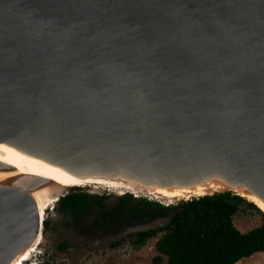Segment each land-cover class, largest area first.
Wrapping results in <instances>:
<instances>
[{"label":"water","instance_id":"obj_1","mask_svg":"<svg viewBox=\"0 0 264 264\" xmlns=\"http://www.w3.org/2000/svg\"><path fill=\"white\" fill-rule=\"evenodd\" d=\"M1 144L165 205L264 202V0H0ZM53 184L0 185V264L42 237L31 191Z\"/></svg>","mask_w":264,"mask_h":264},{"label":"trees","instance_id":"obj_2","mask_svg":"<svg viewBox=\"0 0 264 264\" xmlns=\"http://www.w3.org/2000/svg\"><path fill=\"white\" fill-rule=\"evenodd\" d=\"M93 204V196L74 187L59 199L56 210L61 218L81 221L91 212ZM243 204L262 215V225L247 233L241 232L234 224V217ZM97 206L101 214H108L103 211L105 205L101 201ZM119 207L124 209L122 218L129 225L169 219L163 227L131 235L136 248L160 235L156 243L159 254L154 257V264H163L165 258V264H238L264 252V212L232 192L191 198L170 205L148 198L137 200L128 194L119 199ZM51 224L50 219H45L44 229L49 230Z\"/></svg>","mask_w":264,"mask_h":264},{"label":"rangeland","instance_id":"obj_3","mask_svg":"<svg viewBox=\"0 0 264 264\" xmlns=\"http://www.w3.org/2000/svg\"><path fill=\"white\" fill-rule=\"evenodd\" d=\"M84 190L110 195L106 201L107 210L119 204L122 195L118 192L123 193V190L93 184H89ZM54 207L45 215V219L48 218L52 222L51 228L46 232L43 228L41 243L31 254L29 264H154L153 259L159 254L156 243L160 235L148 240L141 248L133 245L131 235L163 227L169 222L167 218H159L127 227L117 224L104 227L99 222L101 212L97 204H93L91 212L81 221L73 218L62 219L56 210V204ZM234 224L241 232L247 233L262 225V215L243 204L234 217ZM166 260L167 258L163 264ZM238 264H264V252L243 259Z\"/></svg>","mask_w":264,"mask_h":264},{"label":"bare ground","instance_id":"obj_4","mask_svg":"<svg viewBox=\"0 0 264 264\" xmlns=\"http://www.w3.org/2000/svg\"><path fill=\"white\" fill-rule=\"evenodd\" d=\"M0 162L8 164L12 169L0 170V185H14L18 187H27L28 183L32 178H45L53 181L54 184L47 187H37L31 191L32 196L35 198L40 214L43 220L46 215V207L51 206L55 201L52 200V194L54 191L61 189V186H84L90 183L92 184H105L106 186L119 189V190H130L134 193H140L137 190L126 186L123 183L116 182H106V181H95V182H82L70 175L64 169L50 165L38 157L30 155L28 153L22 152L10 145L1 144L0 145ZM218 187L213 185L212 187L200 186L195 190H166L158 189L156 194H161L168 199L177 198H190L192 196H201L208 193L211 190H217ZM123 194V193H122ZM245 197L255 203L261 211L264 212V202L258 199L256 196L245 195ZM42 237L40 236L38 240L29 247L27 250L22 252L11 264H29L27 260L31 254L36 251L41 243ZM24 256V257H23Z\"/></svg>","mask_w":264,"mask_h":264},{"label":"flooded vegetation","instance_id":"obj_5","mask_svg":"<svg viewBox=\"0 0 264 264\" xmlns=\"http://www.w3.org/2000/svg\"><path fill=\"white\" fill-rule=\"evenodd\" d=\"M87 186H89V184L88 185H84V186H79L78 188L79 189H81L82 190V192H86V193H88V194H90L91 196H93V203L94 204H98V201H101L104 205H105V208H104V212H106V213H108V214H104L103 212V214H101V216H100V220H99V222L101 223V225L102 226H104V227H109V226H111V225H115V224H117V225H122V227H127V226H132V225H134V224H137V223H134V224H131V225H129V224H127L126 222L127 221H124L125 219H123L122 217H124L125 216V211H124V209L123 208H120L119 207V204L116 206V207H114L113 209H111V210H107V207H106V201L109 199V197H110V195H107V194H95V193H91V192H89V191H85L84 190V188L85 187H87ZM105 188H111V187H108V186H105ZM112 189H114V188H112ZM116 190H118V189H116ZM109 191V190H108ZM114 193H116V192H114ZM118 194L119 195H122V196H120V198L121 197H124V196H126V195H128V194H131V193H129V192H124L123 191V194L121 193H119L118 192ZM133 197H134V195L133 194H131ZM103 198H105V200H101V199H103ZM119 198V199H120ZM144 198V197H143ZM134 199H137L138 200V198H135L134 197ZM140 199H141V197H140ZM149 199V198H148ZM149 200H151V199H149ZM151 201H153V200H151ZM55 208V207H54ZM119 213H121V218H119L118 219V215H119ZM103 216H105L106 218L105 219H103ZM48 219V218H47ZM63 219V218H62ZM50 230V229H49ZM46 231H48V230H45V232Z\"/></svg>","mask_w":264,"mask_h":264},{"label":"built area","instance_id":"obj_6","mask_svg":"<svg viewBox=\"0 0 264 264\" xmlns=\"http://www.w3.org/2000/svg\"><path fill=\"white\" fill-rule=\"evenodd\" d=\"M27 262H30V257H29V259L27 260Z\"/></svg>","mask_w":264,"mask_h":264}]
</instances>
